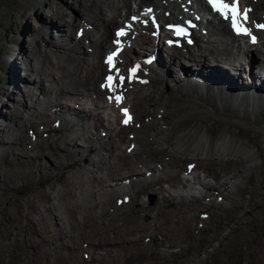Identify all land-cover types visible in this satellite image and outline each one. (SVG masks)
Wrapping results in <instances>:
<instances>
[{
	"label": "bare ground",
	"instance_id": "bare-ground-1",
	"mask_svg": "<svg viewBox=\"0 0 264 264\" xmlns=\"http://www.w3.org/2000/svg\"><path fill=\"white\" fill-rule=\"evenodd\" d=\"M58 1L62 6L54 0H15L13 12L21 4L22 11L14 12L12 30H21L20 38L31 36L32 48H20L17 37L7 49V57L0 59L5 69L0 93L14 103L5 114L2 112L5 102L0 99V117L6 119L5 126L0 124V133L10 135V139L0 137V143L18 147L16 150L9 146L10 154L18 156L16 163L8 159L9 168L16 173L36 175L40 184L50 186V189L40 187L21 201L32 217L21 215L17 219L12 215L19 231H30L33 236L43 238L46 229L54 228L50 264H78L77 241L82 238H86L82 247L91 249L82 253L93 262L102 256L121 254L119 248L123 244L117 243L115 238L122 233L139 239L138 231H150L152 237L159 232L161 248L173 244L180 248L188 246L185 239L173 238L176 224L166 232L162 228L163 212L176 207L178 211L209 207L200 211L201 221H205L211 215L210 209L219 208L218 201L226 198L225 207L235 202L237 187L245 179L243 166L247 174L251 173L250 169L260 167L259 146L253 145L255 150L249 144H253L255 135L264 134V130L253 128L257 132L251 136L249 131H241L242 124L233 119L253 124L264 122V58L258 53L255 55V50L264 55V30L255 27L257 23H264V0H240L241 11L251 9L246 26L252 28V34L257 37L255 44L249 36L236 35L230 23L212 11L206 0ZM106 13L113 14L114 20ZM115 14L119 17L115 18ZM76 21L81 23L78 22L74 30L70 25H75ZM95 27L98 29L94 30ZM121 29L126 35L118 37L116 34ZM84 36L90 40L82 44ZM117 40L119 44L115 43ZM199 40L203 44L198 45L197 52H191L190 47ZM33 41H38L40 48H35ZM42 41L45 46L41 45ZM91 41L99 53L104 51L102 58L98 56L93 62L81 48ZM164 48L188 50L195 66L183 62L175 66L179 52ZM117 49L115 67L110 68L107 57ZM214 49L221 56L214 54L215 59L210 60L208 55ZM136 66L139 68L135 78H131L130 70ZM117 69L125 81L113 93L103 85L109 75L117 77L116 83H119ZM21 71L31 78L25 80ZM170 81L176 90L172 89ZM145 84L154 86V95L145 98L138 94ZM63 95L66 97L61 101L59 98ZM115 95H123L121 104L114 98L108 99ZM50 96L55 101L50 102ZM43 103L48 105V110L40 108ZM158 104V108L163 109V117L149 124L157 142L145 144L152 145L150 150L136 149L138 142L133 133L137 132L142 146L146 132L135 126L124 128L136 119L139 122L142 116H149V109ZM102 108L106 109L99 111ZM123 108H127L132 117L128 124L123 123ZM218 118H223L224 122ZM84 120L101 124L99 130L105 131L103 137L107 139L99 136L89 139L87 128L80 123ZM215 121L219 123L213 126ZM28 123L27 133H31L28 139L25 134L17 135L9 129L13 126L20 129ZM160 124L165 128H160ZM210 125L218 131H213ZM40 133L45 134V139L51 136L53 140L48 142ZM116 138L128 142L125 153L119 152L118 141L113 140ZM196 153L201 156L196 158ZM166 156L171 160L166 161ZM156 158H161L163 165L152 164ZM188 158L195 161L185 162L182 169L181 162ZM197 164L207 173L205 177L198 173ZM190 165L196 166L191 172L188 171ZM0 167L3 168L1 180L5 181L10 169L3 163ZM209 175L218 181L215 184L207 181ZM162 179L167 181V187L161 184ZM195 183H199V189ZM202 188L207 190L206 194ZM215 189H220L215 201L205 202L211 196L208 192ZM150 192L158 197L154 205L145 197L140 198L141 211L152 215L149 224L139 212H130V209L120 212L112 209L114 215H110L108 203H112L114 195L115 204L120 207L128 205L132 198L134 203L139 202L140 193ZM20 197L21 193L13 200ZM3 201L0 192V204ZM167 202L173 205L172 209H162V203ZM39 212L40 217L36 219L34 213ZM1 213H7V208ZM260 238L264 239V235ZM243 244L234 249L237 264H259L251 256L250 248ZM217 246L215 242L210 243L206 253L200 254L198 264H228L215 256ZM173 251L174 254L167 257L175 255L178 263L186 259L187 255L177 256L183 254L180 249Z\"/></svg>",
	"mask_w": 264,
	"mask_h": 264
},
{
	"label": "rangeland",
	"instance_id": "rangeland-1",
	"mask_svg": "<svg viewBox=\"0 0 264 264\" xmlns=\"http://www.w3.org/2000/svg\"><path fill=\"white\" fill-rule=\"evenodd\" d=\"M55 2H58L60 6L62 4L58 0H54ZM145 3H142V5ZM15 6V0H0V59H4L7 54V49L11 47L13 44L11 42H14V39L19 37V32L21 31H14L12 30L13 27V21H14V12L15 14L21 12L22 10L19 9V7L22 6L19 5L16 10L13 12V8ZM133 7V6H132ZM105 12H109L108 10H104ZM125 12V11H124ZM123 12V13H124ZM108 16L112 17L110 13H106ZM119 15V13H117ZM115 14V18H118L119 16ZM259 14H261L259 12ZM29 23L32 22V20H28ZM80 21H76L74 26V30H76L77 25H79ZM81 23V22H80ZM81 25V24H80ZM100 29L101 26H99ZM115 27L112 26V31ZM98 28H94L96 30ZM75 34V31H74ZM202 34V33H200ZM86 38V39H85ZM240 38V37H239ZM33 38L31 36H23L20 38L21 46L20 48H26L31 49L32 46H30V42ZM86 36H84V39L82 41V44L86 41H88ZM202 45L203 42L199 40L197 44L193 47H190L192 50L191 52H197V49L199 48L198 45ZM33 45L35 48H40V44L38 41H33ZM42 46H45V42L42 41ZM74 46L73 44H70ZM88 45H92L91 47L87 48ZM88 45H81V48L86 55V57L91 61H96L98 59V56L102 58V55L104 51L101 50L99 53L97 51V48L93 46L92 41ZM165 49V48H164ZM229 49L232 51L233 48L229 46ZM18 50V49H17ZM93 50V51H91ZM165 50H174L175 53L178 54V58L176 59V64L183 62L186 64H195V62L190 61V53L185 50H180L176 48L172 49H165ZM20 51V49L18 50ZM17 51V52H18ZM211 51V52H210ZM210 55H208V58L210 60H214L213 57L214 54H218V56H221V53L216 51L212 52L210 50ZM207 52V53H208ZM261 56V58H264V55L260 53V51L255 50V55L258 54ZM230 54V51L229 53ZM242 60V59H241ZM19 61V60H18ZM195 65H193L194 67ZM4 68L0 65V86L2 82H4ZM242 70V69H241ZM264 71V70H263ZM23 73V77L25 78H31V76H26V73L21 71ZM243 73V70H242ZM264 73V72H262ZM176 74V73H175ZM25 75V76H24ZM177 75V74H176ZM60 79V78H58ZM96 84L99 86V80L96 81ZM22 85V82H21ZM170 85L173 90H176L174 83L170 81ZM77 86V85H76ZM7 87V86H6ZM170 89V87H169ZM155 88L152 84H145L140 87L138 94L144 95L146 98L149 94H155L154 92ZM18 91V89H16ZM66 97V95L61 96L59 99L63 101V99ZM4 98V99H3ZM52 101H55V98L53 96L49 97ZM0 99L1 102H5V107L2 108V112L7 114L10 112L11 107L14 105L11 101L7 100L8 98L0 93ZM0 102V107L1 103ZM140 102V101H139ZM159 104L151 107L149 109V112L151 114L149 116H142L139 119V122H134L130 124V126H125L124 129H130V127H139L142 131L145 133V143L142 144L138 138L137 132L133 133V136L135 137V141L137 143V147H145L150 150L152 145H145L146 143L155 144L157 142V138L154 135H151L152 132L149 130L150 123L153 121H161V118L163 117V109L162 111L158 108ZM41 109L48 110V105L46 103H43L40 107ZM102 108L99 109V111H102ZM160 112L158 113V111ZM134 115L137 116L138 113H136V110L133 108ZM104 113V112H103ZM232 113V112H231ZM105 114V113H104ZM147 114V113H146ZM257 115V114H256ZM218 120H221L224 122L223 118H218ZM240 124H242L241 131H249L250 135L255 134L257 130H253V128L264 130V122H259L258 124H253L250 122L243 121L241 119H233ZM5 123V124H4ZM85 125L87 128L86 136L89 137V139L94 138L95 136L102 137L101 139H107L106 134L104 135L105 131H100L99 127H101V124L95 125L93 121L84 120L80 122ZM219 121H215L213 126L217 125ZM0 124L3 126L6 125V119L4 117H0ZM114 125L115 121H114ZM250 125H253L250 127ZM212 127V125H210ZM247 128H245V127ZM258 126H260L258 128ZM14 127V126H13ZM13 127H10L9 129L11 132H16L17 135H24L28 139L31 133H27L28 127H30L29 123L18 129H14ZM37 127V126H36ZM160 128L164 129L165 126L163 124L159 125ZM213 128V127H212ZM8 130V128H5ZM32 129V128H31ZM18 130V131H17ZM213 131H218V129L213 128ZM19 132V133H18ZM24 132V133H23ZM41 134V133H40ZM124 134H127V131H124ZM264 134L255 135V139H253V144L250 143V148L256 150V146H259L260 154L258 155V161L260 162V167L257 170H251L250 174H247L245 170V166H243L242 171L245 173V179H243V184H241L239 187H237V194L238 195L235 199L234 203L229 202L226 207L224 206L227 203V199L224 198L222 201H218L216 203V206H219L218 209H210L211 215L210 217L205 220L201 221L200 211H203V209H207L209 207H202L200 210L195 209H186L178 211L177 207L176 209H173L172 211H164L163 212V224L162 228L166 231L168 229L176 224V227L174 228V234L173 238L178 239H185L188 243V246H185L183 248H180L178 244H173L172 246L161 248L160 244L158 242L162 241V239L158 236H161L158 231V233L152 237L150 231L147 233L145 231H138L136 237H139V239H133L132 236H129L127 234H120L116 239L117 243L123 244L122 248L120 247L119 250H121V254L119 255H106L99 257L95 260V262L88 260L84 257L85 253H82L84 250H88L91 252L90 247H82L85 245L84 241L86 238L79 239L77 241L79 248L77 252L78 264H198V261L200 259V254L206 253L210 243H217L218 246L215 251V256L217 258H221L224 262L228 264H237V258L234 254V249L237 246H240L241 244L247 245L251 252V256L257 261L259 264H264L263 258H264V239H261L260 236L264 235V145H261V143H264ZM42 138H46L45 134L40 135ZM0 137H3V139H10V135L6 132L4 134L0 133ZM48 142H51L53 140V137H48ZM114 141H118V147H120L119 152H124L126 150V146L128 145V142L123 143L120 138L113 139ZM121 141V142H120ZM95 143V142H94ZM123 143V144H122ZM26 144V143H25ZM122 146H121V145ZM96 146L99 145V143L95 144ZM253 145H256L253 147ZM9 146L13 147L14 149H18L16 145H4L0 143V163H3V166H5L7 169L9 168L8 165V159L12 162L16 163L18 162V156L17 155H11L10 154V148ZM26 149L27 145L25 146ZM81 152H83V149H80ZM29 151V149H28ZM32 152V151H31ZM128 152V151H127ZM129 154V152H128ZM7 156V158H4ZM201 156L200 153H196L195 157L199 158ZM157 159V160H156ZM152 164L154 165H163V160L161 158H156ZM166 161L171 160V157L166 156ZM46 160V159H45ZM238 162H241V158H238ZM49 164H52L50 159H47ZM151 162V158L149 159ZM160 161V162H157ZM187 161H195V158H188L180 163H178L182 169L185 168V162ZM258 162V163H259ZM245 165V163L243 164ZM134 164H130V167H133ZM137 166V165H136ZM148 166V164H146ZM198 166V173L205 177L207 174L203 167L201 165ZM195 166V167H196ZM241 166V165H238ZM139 167L143 168L142 165H139ZM194 167V168H195ZM3 171V168L0 167V172ZM121 172L123 170L121 169ZM9 177L5 179V181L1 180L0 177V185H5L4 187H0V192L3 193L4 201L2 204H0V264H50L51 260V253L53 252L54 245L52 244L53 235H54V228L46 229L43 232V238L41 237H35L32 235V232H20L19 226L16 220H14V215L17 219H20L21 215H26L29 217H32L31 213L27 211V209L21 205V201L30 194L36 192L40 187H44L46 189H50V186L48 183L40 184L37 181L36 175H30L28 173H16L13 169H10L8 172ZM182 173V171H180ZM184 173V172H183ZM206 180L213 184H215L218 179L212 177L209 175ZM161 184L165 187L168 186V183L165 179L161 180ZM195 186L199 189L200 185L199 183H195ZM8 188H11L10 190ZM202 191L206 194L207 190H204L202 188ZM220 193V189L211 190L208 192V194H211L208 199L205 200V202H213L216 199V196ZM20 193L22 194V197L19 199L13 200L15 196H19ZM150 194V195H149ZM149 194H143L140 193L138 195L139 202L136 201L134 203V200L132 198V201L126 205L123 204L122 206H117L115 204V195L113 196L112 203H108L110 207V211L114 209L115 212L120 211H126L130 209V212H139L143 216V220L147 222L148 224L152 221V215L149 211L142 212L141 211V199L145 197L148 200V203L150 205H154L156 201L158 200V197L153 192H150ZM154 194V195H153ZM143 195V196H142ZM145 195V196H144ZM147 196V197H146ZM122 197V196H121ZM141 198V199H140ZM156 198V199H155ZM155 199V200H154ZM13 200V201H12ZM18 200H20L18 202ZM153 203V204H152ZM129 208H125V207ZM212 207V206H211ZM3 208H7V213L2 214ZM173 205L171 203H162V209H172ZM48 214V212H45ZM178 216H175V215ZM110 215L113 216V211L110 212ZM34 217L38 219L40 217L39 213H34ZM67 221V220H66ZM74 234H77L76 232ZM146 235V237H144ZM154 238V239H153ZM43 239H46V241L43 242ZM224 240V245H222V242ZM40 242H43L42 250H39ZM76 243V245H77ZM88 243V242H86ZM141 243V244H140ZM33 247V248H32ZM35 248V249H34ZM167 248V249H166ZM175 249H180V252L183 253L181 255L177 256H186V259L182 261L181 263H178L175 256H168L167 254H174ZM100 250V249H97ZM242 251V249H241ZM214 259V255L212 257ZM212 259V260H213ZM69 264H72L70 262Z\"/></svg>",
	"mask_w": 264,
	"mask_h": 264
},
{
	"label": "snow or ice",
	"instance_id": "snow-or-ice-1",
	"mask_svg": "<svg viewBox=\"0 0 264 264\" xmlns=\"http://www.w3.org/2000/svg\"><path fill=\"white\" fill-rule=\"evenodd\" d=\"M207 4L210 5L211 10L215 13L219 14L220 17L226 22L230 23L231 29L235 32L236 35H246L249 36L251 39V42L253 44L257 43V37L252 34V28L247 27L246 24L249 21V12L251 9L245 8L243 11H241L240 8V0H206ZM133 19H136V17H133ZM255 27L259 30H264V23H257L255 24ZM118 37L126 35V32L121 29L116 34ZM115 43L119 44L120 41L117 40ZM119 54V49H117L116 52H113L107 57L106 63L110 65V68L115 67V61L114 58ZM139 66H136L135 68H132L130 70V77L135 78V74L138 70ZM117 75L119 79V83H116L117 77L109 75L107 77V83L103 85L104 87L108 88L113 93L116 92L118 87H122L125 81V77L122 75H119V70L117 69ZM115 99L117 104H121L123 102V95H115L109 96L108 99L111 101L112 99ZM122 112L124 114L125 119L123 120L124 124H128L131 122L132 117L129 114V111L127 108H123ZM195 166L190 165L188 168V171L191 172Z\"/></svg>",
	"mask_w": 264,
	"mask_h": 264
},
{
	"label": "water",
	"instance_id": "water-1",
	"mask_svg": "<svg viewBox=\"0 0 264 264\" xmlns=\"http://www.w3.org/2000/svg\"><path fill=\"white\" fill-rule=\"evenodd\" d=\"M175 256V255H174Z\"/></svg>",
	"mask_w": 264,
	"mask_h": 264
}]
</instances>
